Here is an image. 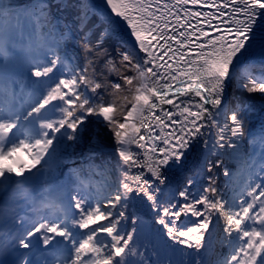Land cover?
Returning <instances> with one entry per match:
<instances>
[{
    "label": "snow or ice",
    "instance_id": "6c2138e0",
    "mask_svg": "<svg viewBox=\"0 0 264 264\" xmlns=\"http://www.w3.org/2000/svg\"><path fill=\"white\" fill-rule=\"evenodd\" d=\"M0 264H264V0H0Z\"/></svg>",
    "mask_w": 264,
    "mask_h": 264
}]
</instances>
